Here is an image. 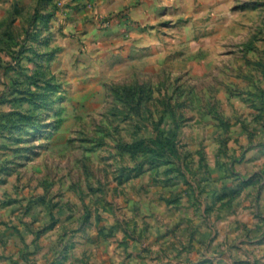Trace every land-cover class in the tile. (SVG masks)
<instances>
[{
  "label": "rangeland",
  "instance_id": "obj_1",
  "mask_svg": "<svg viewBox=\"0 0 264 264\" xmlns=\"http://www.w3.org/2000/svg\"><path fill=\"white\" fill-rule=\"evenodd\" d=\"M7 1L0 264H264V0Z\"/></svg>",
  "mask_w": 264,
  "mask_h": 264
},
{
  "label": "crops",
  "instance_id": "obj_2",
  "mask_svg": "<svg viewBox=\"0 0 264 264\" xmlns=\"http://www.w3.org/2000/svg\"><path fill=\"white\" fill-rule=\"evenodd\" d=\"M8 0L7 2H10ZM13 1V0H12ZM167 0H101L100 6H104L108 9H125L128 7H132L133 14L138 17L146 16V11L150 10V7H153L155 4L165 3ZM102 3V4H101ZM136 3H140V5L136 8L133 6Z\"/></svg>",
  "mask_w": 264,
  "mask_h": 264
},
{
  "label": "built area",
  "instance_id": "obj_3",
  "mask_svg": "<svg viewBox=\"0 0 264 264\" xmlns=\"http://www.w3.org/2000/svg\"><path fill=\"white\" fill-rule=\"evenodd\" d=\"M91 2L94 1V0H90Z\"/></svg>",
  "mask_w": 264,
  "mask_h": 264
}]
</instances>
